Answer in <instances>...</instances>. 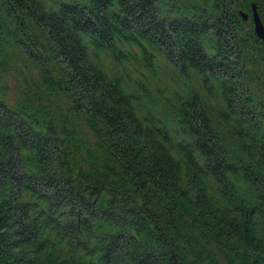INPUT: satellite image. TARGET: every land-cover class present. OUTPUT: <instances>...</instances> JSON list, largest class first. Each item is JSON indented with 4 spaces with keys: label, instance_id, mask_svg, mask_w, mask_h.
<instances>
[{
    "label": "trees",
    "instance_id": "obj_1",
    "mask_svg": "<svg viewBox=\"0 0 264 264\" xmlns=\"http://www.w3.org/2000/svg\"><path fill=\"white\" fill-rule=\"evenodd\" d=\"M252 4L0 0V264H264Z\"/></svg>",
    "mask_w": 264,
    "mask_h": 264
},
{
    "label": "water",
    "instance_id": "obj_2",
    "mask_svg": "<svg viewBox=\"0 0 264 264\" xmlns=\"http://www.w3.org/2000/svg\"><path fill=\"white\" fill-rule=\"evenodd\" d=\"M240 15L244 20L248 18V14L245 12H240ZM250 19L253 23V29L254 33L259 38L262 42H264V25L261 21V18L259 16V13L256 10V7L254 4L251 6V14H250Z\"/></svg>",
    "mask_w": 264,
    "mask_h": 264
}]
</instances>
